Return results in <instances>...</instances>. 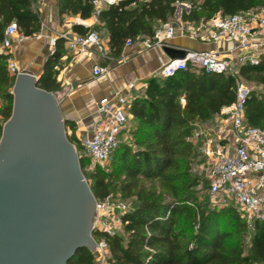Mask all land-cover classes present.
<instances>
[{
	"label": "trees",
	"instance_id": "1",
	"mask_svg": "<svg viewBox=\"0 0 264 264\" xmlns=\"http://www.w3.org/2000/svg\"><path fill=\"white\" fill-rule=\"evenodd\" d=\"M92 1L59 0V15L90 20ZM185 2L190 3V11L182 13L184 23H204L264 8V0H133L104 9L97 26H75L74 30L82 36L107 31L110 55L119 58L129 40L142 43L154 37L160 25L174 18L177 4ZM13 22L27 38L39 34L42 21L36 0H0V42ZM64 44V40L57 41L38 88L52 93L60 89L57 67ZM7 60L6 55L0 56V97L6 103L0 115L5 122L12 115L17 78L10 74ZM237 79L251 89L245 124L264 131V56L256 66L239 67L236 76L189 67L166 79L153 77L146 82L144 95L131 102L129 139L112 153L109 168L95 166L87 176L98 202L120 196L137 203L123 217L121 234L105 238L111 264H264V221L255 222L247 246L250 228L235 206L216 210L208 203L191 202L196 183L190 172L198 150L190 139L198 124L236 102ZM2 133L0 124V140ZM68 138L78 152L84 151L77 139ZM90 162L89 157H80L82 172ZM69 264H96L95 255L84 249Z\"/></svg>",
	"mask_w": 264,
	"mask_h": 264
},
{
	"label": "built area",
	"instance_id": "2",
	"mask_svg": "<svg viewBox=\"0 0 264 264\" xmlns=\"http://www.w3.org/2000/svg\"><path fill=\"white\" fill-rule=\"evenodd\" d=\"M133 0H93L94 16L98 21L99 14L109 6L119 2ZM150 1V0H144ZM177 36H189L209 43H231L237 54V64L256 66L264 56V8L228 17H216L204 23H184L171 21L160 25L154 37L145 39L141 44L145 50L164 49L168 42ZM60 38L65 41L69 50L77 56L89 53L96 48L102 59L107 58L101 36L97 31L88 35H74L71 31L63 33ZM28 38L21 35L15 22L7 26L0 42V56L11 51L15 42H25ZM55 43V41H53ZM135 43L129 40L126 47ZM11 75L18 76L17 64L7 60ZM189 67L202 68L209 73L231 74L236 76L233 60L222 52H189L185 59L170 61L158 73V78L166 79ZM107 70L100 65L93 69L96 77ZM237 99L234 104L222 110L225 118L232 122L236 136V146L232 152L210 153L207 168L203 170L209 181V192L212 196V207L222 210L235 206L250 229L255 222L264 221V131L249 127L244 121L246 101L251 94L248 85L237 79ZM182 102H185L184 100ZM98 124L90 137L82 141L84 152L92 165L104 166L110 161L112 153L122 142V137L129 139L130 103L122 94L102 99L97 103ZM126 140V141H127ZM96 221L93 239L96 243L94 253L96 264H111L106 237H116L123 229L122 219L131 212L129 205L120 196H110L104 201H97Z\"/></svg>",
	"mask_w": 264,
	"mask_h": 264
},
{
	"label": "water",
	"instance_id": "3",
	"mask_svg": "<svg viewBox=\"0 0 264 264\" xmlns=\"http://www.w3.org/2000/svg\"><path fill=\"white\" fill-rule=\"evenodd\" d=\"M171 61L186 53L165 47ZM22 72L0 140V264H69L93 254L97 200L55 93Z\"/></svg>",
	"mask_w": 264,
	"mask_h": 264
},
{
	"label": "crops",
	"instance_id": "4",
	"mask_svg": "<svg viewBox=\"0 0 264 264\" xmlns=\"http://www.w3.org/2000/svg\"><path fill=\"white\" fill-rule=\"evenodd\" d=\"M36 9L42 21L41 32L29 37L25 42H15L8 53V58L17 64L20 72L29 73L40 79L48 59L56 50L57 41L62 40L60 36L67 31L79 35L74 30L75 26L93 28L98 25V21L95 16L87 21L79 17L60 16L59 0H36ZM99 34L107 50L106 59H102L94 47L89 53L77 56L69 50L64 41L63 56L57 67L60 89L55 94L59 107L67 124L68 135L73 136L81 144L97 127V103L100 100L122 94L131 104L134 99L144 95L146 82L158 77L159 71L171 61L164 49L145 50L141 43H135L129 48L125 46L121 56L113 58L110 55L108 32L102 29ZM166 47L184 51L186 54L219 51L231 58L233 64L239 67L237 54L232 52L231 43L215 44L189 36H177L169 41ZM97 65L107 70L99 77L93 74V69ZM132 121L133 116L130 112L129 127ZM121 139L126 141L127 137L123 136ZM190 140L208 161H212V156H207L205 151L215 154L223 151L232 152L237 144L233 124L222 113L206 123L198 124Z\"/></svg>",
	"mask_w": 264,
	"mask_h": 264
},
{
	"label": "rangeland",
	"instance_id": "5",
	"mask_svg": "<svg viewBox=\"0 0 264 264\" xmlns=\"http://www.w3.org/2000/svg\"><path fill=\"white\" fill-rule=\"evenodd\" d=\"M190 11V3L185 2V3H179L177 4V10L175 13V16L173 19H171V21H180L181 20V16L183 12H189ZM236 70L238 69V67H234ZM251 87H254L253 84H250ZM6 106L5 101L0 97V114H1V110ZM6 122L4 121V119L2 118V116L0 115V124H5ZM75 145V144H74ZM76 147V145H75ZM79 157H85V153L83 151H79L78 152ZM110 163L111 161H109L107 164H105L103 167L109 168L110 167ZM208 164V160H206V158L199 153V151H197V155L193 158L192 160V166H191V176L192 179L195 180V185H193V187L191 188V202H194L196 204H209L210 207L212 206V196L210 195L209 192V181L208 178L206 176V172L203 170L204 167L207 168ZM94 166L92 165V162H90V164L88 166H86V168L83 171V174L85 175L86 179L87 176L89 177V174L91 173V171H93ZM89 182V181H88ZM148 186L151 185V183H147ZM155 187L159 188L160 186V182L156 181L154 182ZM160 190V188L158 189ZM119 195V194H117ZM129 207L131 209L136 208L137 203L134 199H129L128 201H125ZM252 238V232L251 229L250 231H248L247 237H246V244L248 246V244L250 243Z\"/></svg>",
	"mask_w": 264,
	"mask_h": 264
}]
</instances>
